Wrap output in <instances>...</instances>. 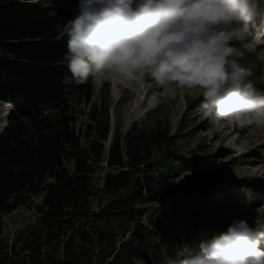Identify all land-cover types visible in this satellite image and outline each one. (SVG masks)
<instances>
[{"label": "trees", "instance_id": "trees-1", "mask_svg": "<svg viewBox=\"0 0 264 264\" xmlns=\"http://www.w3.org/2000/svg\"><path fill=\"white\" fill-rule=\"evenodd\" d=\"M56 2L48 0L45 6L42 0H0V102L14 110L0 137V218L46 192L38 209V228L21 240L20 252L13 249L20 257L2 258L0 264H26L27 260L29 264H94L96 249L98 264L109 258L107 264H149L158 259L159 246L151 247V243L167 235L169 216L160 211L156 220L150 217L152 229L138 222L119 244L109 225L117 218L131 217L136 205L156 198L167 183L165 173L175 168L167 157L157 166L160 173L152 166L135 179L130 168L142 164L151 150L145 134H116L105 157L110 123L108 117L100 120L97 114L83 137L87 147H80L82 137L74 130L72 105L89 103L93 87L73 80L66 67L63 25L70 20V12L57 8ZM50 113L58 115L56 123ZM148 140L151 148H161L162 139L156 133ZM70 161L72 174L65 167ZM104 161L109 169L104 188L117 192L132 185L133 191L125 200L89 212L95 196L90 183ZM48 176L53 183H46ZM1 230L0 222V235ZM62 238H66L63 261H58L56 242Z\"/></svg>", "mask_w": 264, "mask_h": 264}, {"label": "rangeland", "instance_id": "rangeland-1", "mask_svg": "<svg viewBox=\"0 0 264 264\" xmlns=\"http://www.w3.org/2000/svg\"><path fill=\"white\" fill-rule=\"evenodd\" d=\"M46 2L48 0H42L48 6ZM79 4L80 0H57L55 6L70 12L72 20L80 13ZM251 32L264 40V26L259 20ZM232 43L244 51L238 63L248 74L241 83L252 82L258 91H264V43L257 45L251 37L243 44L238 41ZM87 82L93 87L90 102H73L71 113L76 120L75 133L82 137L80 147H87L83 137L89 132L92 118L97 114L100 120L108 117L110 123L105 157L116 134L122 137L132 132L145 134L151 150L145 153L142 164L130 168L135 179L142 177L152 166L160 173L157 166L167 157L175 168L165 173L167 183L156 198L145 205H136L131 217L123 216L111 222L109 226L117 244L129 237L138 222L154 228L150 217L156 220L160 211L169 216L168 232L161 240L152 241L151 247L159 246V255L149 264H173L178 255L197 250L202 241L221 236L234 220H246L249 226H255L256 209L264 206V129L232 125L218 127L203 116L200 107L203 97L198 93L185 91L175 98L164 97L162 89L154 81H146L138 92L123 89L111 80L90 78ZM153 98L159 102L152 104ZM4 108L0 103V126L7 122L2 119ZM48 116L56 123V113ZM153 133L162 139L160 149L151 148L153 143L148 139ZM65 165L71 167L72 162ZM108 171L104 161L93 176L90 189L95 196L89 202V212L97 213L112 202L125 200L133 191L132 185L117 192L107 191L104 177ZM46 183H53V177L48 176ZM45 195L46 192L42 191L32 196L28 204L16 209H26L31 214L29 227L19 230L22 215L16 218L11 213L6 220L16 232L12 233L11 239L14 238V242L20 240L18 248L22 247L21 240L32 229L38 228V209L42 207ZM37 196H41L38 203L35 202ZM65 241L66 238H62L56 242L58 261H62V244ZM8 249L2 244V250ZM98 251H94V264H98ZM110 260L107 259L106 263ZM137 264L144 263L138 261Z\"/></svg>", "mask_w": 264, "mask_h": 264}, {"label": "clouds", "instance_id": "clouds-1", "mask_svg": "<svg viewBox=\"0 0 264 264\" xmlns=\"http://www.w3.org/2000/svg\"><path fill=\"white\" fill-rule=\"evenodd\" d=\"M79 8L63 25L73 80H111L133 92L154 81L164 97L198 93L218 127L264 129V91L241 83L244 51L232 43H264L251 32L257 20L264 26V0H80ZM256 212L254 227L234 220L173 264H264V206Z\"/></svg>", "mask_w": 264, "mask_h": 264}, {"label": "built area", "instance_id": "built-area-1", "mask_svg": "<svg viewBox=\"0 0 264 264\" xmlns=\"http://www.w3.org/2000/svg\"><path fill=\"white\" fill-rule=\"evenodd\" d=\"M1 105H3L4 107L5 106H10L11 109L13 110V106L11 104H6V103H3V102H0ZM7 126V122L1 124L0 126V137L3 135L4 131H5V128ZM72 162V166L71 167H65L67 168V170L72 174L74 172V165H73V161ZM16 210V209H14ZM12 210L11 212L9 213H5V214H2L1 215V218H0V222H1V235H0V259L2 258H5V257H9V258H13V259H18L20 256H15L14 253H13V249L16 248L18 250V252L21 251V248H18V245H19V241L20 240H16L15 242L13 241V239H11L12 237V233L15 232V230L12 228V226L8 225L6 223V218L14 211ZM4 225V226H3ZM16 233V232H15ZM8 241H10L8 243ZM2 244L6 245L9 247L8 250H2ZM47 251L46 247L43 248V251L42 253L44 254L45 252ZM23 255H27V256H30V253L29 252H24ZM61 259L63 261V244H62V255H61ZM111 261V260H110ZM108 263V262H107ZM105 263V264H107ZM26 264H29V260L26 261Z\"/></svg>", "mask_w": 264, "mask_h": 264}, {"label": "bare ground", "instance_id": "bare-ground-1", "mask_svg": "<svg viewBox=\"0 0 264 264\" xmlns=\"http://www.w3.org/2000/svg\"><path fill=\"white\" fill-rule=\"evenodd\" d=\"M4 112H5V115L3 114L2 115V119L4 118V121H6L7 120V123L9 122V119H10V117H11V113H12V109H11V107L10 106H5V108H4ZM40 197L41 196H37L36 198H35V202H37L38 203V200L40 199ZM40 202V201H39ZM26 210V209H25ZM25 210H23V209H20V210H14L13 212H12V215L11 216H16V218H17V216H19V215H22V218L21 217H19V218H21V226H20V229L19 230H24L25 228H27V227H29V224H30V222H32L31 221V214H29V212H26ZM30 211V210H29ZM11 216H8V217H11ZM8 217L6 218V220H8ZM16 218H14V219H16ZM12 219V218H11ZM7 222V221H6ZM20 224V223H19ZM18 233V232H17Z\"/></svg>", "mask_w": 264, "mask_h": 264}, {"label": "water", "instance_id": "water-1", "mask_svg": "<svg viewBox=\"0 0 264 264\" xmlns=\"http://www.w3.org/2000/svg\"><path fill=\"white\" fill-rule=\"evenodd\" d=\"M13 113H14V110H12L11 116L13 115Z\"/></svg>", "mask_w": 264, "mask_h": 264}]
</instances>
